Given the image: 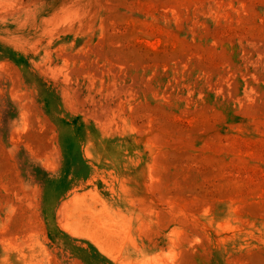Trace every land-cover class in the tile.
Returning a JSON list of instances; mask_svg holds the SVG:
<instances>
[{"label":"rangeland","instance_id":"374dc122","mask_svg":"<svg viewBox=\"0 0 264 264\" xmlns=\"http://www.w3.org/2000/svg\"><path fill=\"white\" fill-rule=\"evenodd\" d=\"M0 264H264V0H0Z\"/></svg>","mask_w":264,"mask_h":264}]
</instances>
